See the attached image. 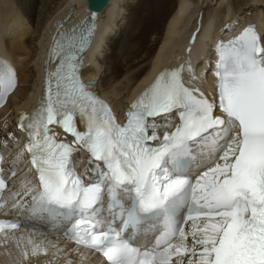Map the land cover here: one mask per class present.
Masks as SVG:
<instances>
[{
  "label": "snow or ice",
  "instance_id": "obj_1",
  "mask_svg": "<svg viewBox=\"0 0 264 264\" xmlns=\"http://www.w3.org/2000/svg\"><path fill=\"white\" fill-rule=\"evenodd\" d=\"M94 19L54 40L45 97L18 122L27 143L8 160L0 151V196L100 264H264V35L248 25L217 44L214 96L186 83V71L200 79L189 61L162 70L119 123L81 76ZM16 86L0 58V104ZM2 131L5 150L19 144ZM75 154L87 155L88 175ZM23 159L33 179L18 175ZM19 228L0 219V230ZM29 243L25 259L47 255Z\"/></svg>",
  "mask_w": 264,
  "mask_h": 264
},
{
  "label": "bare ground",
  "instance_id": "obj_2",
  "mask_svg": "<svg viewBox=\"0 0 264 264\" xmlns=\"http://www.w3.org/2000/svg\"><path fill=\"white\" fill-rule=\"evenodd\" d=\"M41 1L0 0V52L14 60L20 80L18 90L3 114L11 107L14 111H20L32 102L37 90L39 61L51 44L53 34L89 15L87 0H62L46 18L49 3L43 1L39 10L38 4ZM146 1L149 7L143 9L139 7L143 0L137 1L138 7L135 6L131 12V21L120 35L115 29L120 28L127 0H110L102 11L93 15L99 24V44L86 53V71L89 78H97L95 87L110 94L117 107L127 103L166 64L176 65L175 63L186 62L191 58L194 67L196 65L195 70L200 66L196 74L207 79L213 72V68L206 69L215 46L226 39L227 35L230 38L238 34L251 22H257V31L264 35V0H154V7L149 3L151 0ZM37 14L40 18L38 21ZM157 25L159 30L155 33ZM149 31L154 33L150 39L146 37ZM113 33L119 36L110 37ZM108 39L113 42L110 54L106 55L102 51ZM146 60L148 62L145 63ZM106 69L112 76L111 79L107 78V82L103 80ZM120 75L122 78H119ZM207 82V87L211 89V80ZM202 86L204 87L203 84ZM205 92L211 97L208 89ZM5 121L3 115H0V126L3 128ZM42 239L44 237L40 236L32 242ZM53 243L55 242L49 241L51 247L47 255L54 251ZM32 246L28 241L24 244V248L27 247L28 250ZM11 253L13 249L5 247L0 255H6L3 260L15 264H31L34 260L41 262L47 258L46 255L29 256L25 262ZM89 258L90 256L86 257ZM67 261V256L57 255L53 263L64 264Z\"/></svg>",
  "mask_w": 264,
  "mask_h": 264
},
{
  "label": "rangeland",
  "instance_id": "obj_3",
  "mask_svg": "<svg viewBox=\"0 0 264 264\" xmlns=\"http://www.w3.org/2000/svg\"><path fill=\"white\" fill-rule=\"evenodd\" d=\"M45 2V1H47L48 3H49V9L47 10V13H46V18L48 17V16H50L51 15V11L55 8V7H57V5L58 4H60V2L62 1V0H42L41 1V3H39L38 4V7H39V10L42 8V6H43V3L42 2ZM137 1L138 0H127V3H126V6H124L125 7V9H126V13L124 14V16H123V20H122V22H120V25H119V27L120 28H116L115 29V31H117L118 33H119V35L121 34V33H124V30H125V26L127 25V24H129L130 23V21H131V15H132V11H133V9H134V7L136 6V7H138V5H137ZM145 1L146 0H143V3H140L139 4V7L141 8V9H143V8H145V7H149V4H148V2L146 1V3H145ZM152 1V2H151ZM149 3H150V5H151V7H154L155 6V1L154 0H151ZM168 2V1H167ZM144 3H145V5H144ZM142 5H144V6H142ZM154 9V8H153ZM128 11V12H127ZM40 18H39V15L37 14L36 15V20L38 21ZM37 21H36V23H37ZM157 27H158V25L156 26V28L154 29V32L156 33V31H158L159 29H157ZM157 29V30H156ZM117 35V34H116ZM114 33L113 34H110L109 36L110 37H115L116 36ZM119 35H117V36H119ZM143 35H146L145 33L143 34ZM154 36V33H153V31L151 32V31H149L148 33H147V36L146 37H148L149 39L150 38H152ZM141 38H142V36H141ZM112 42H113V40H111V39H108V42L105 44V47H104V49H103V51H102V53L103 54H106V55H108V54H110V52H111V48H112ZM106 48V49H105ZM111 49V50H110ZM106 52V53H105ZM100 62V61H99ZM145 63L146 62H148V60H146V61H144ZM143 62V63H144ZM142 63V64H143ZM141 64V65H142ZM125 69H126V66H125ZM124 69V70H125ZM108 69H106L105 70V72L103 73V80L104 81H106L107 82V80L108 79H111L112 78V76L109 74L110 72L109 71H107ZM198 70V71H197ZM196 71H197V73L199 72V69L197 68L196 69ZM125 72V71H124ZM129 73V72H128ZM130 75H131V73H129ZM121 76V75H120ZM119 76V78H122V76L120 77ZM108 78V79H107ZM110 82V81H109ZM31 250V248L29 249V251ZM50 251V248H48V252ZM47 252V253H48ZM6 257V255H0V264H10V262L11 261H5V260H3V258H5ZM29 258V257H28ZM28 258L27 259H24V258H22L21 260L23 261V260H25V262H27L28 261ZM21 260H18L19 262L21 261ZM9 262V263H8ZM21 263V262H20ZM11 264H15V263H13V262H11Z\"/></svg>",
  "mask_w": 264,
  "mask_h": 264
},
{
  "label": "water",
  "instance_id": "obj_4",
  "mask_svg": "<svg viewBox=\"0 0 264 264\" xmlns=\"http://www.w3.org/2000/svg\"><path fill=\"white\" fill-rule=\"evenodd\" d=\"M109 1L110 0H87L88 6H89V15L85 16V18H87L89 16H93L97 12L102 11L108 5ZM85 18H83L82 21H84ZM89 23H93V21L91 20V21H89Z\"/></svg>",
  "mask_w": 264,
  "mask_h": 264
}]
</instances>
